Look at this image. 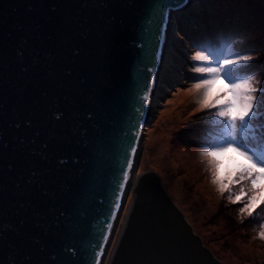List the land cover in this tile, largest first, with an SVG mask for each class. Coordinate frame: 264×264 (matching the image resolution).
<instances>
[{
	"label": "water",
	"instance_id": "95a60500",
	"mask_svg": "<svg viewBox=\"0 0 264 264\" xmlns=\"http://www.w3.org/2000/svg\"><path fill=\"white\" fill-rule=\"evenodd\" d=\"M201 1L0 0V264H102L170 25ZM136 198L113 264H223L156 171Z\"/></svg>",
	"mask_w": 264,
	"mask_h": 264
},
{
	"label": "rangeland",
	"instance_id": "374dc122",
	"mask_svg": "<svg viewBox=\"0 0 264 264\" xmlns=\"http://www.w3.org/2000/svg\"><path fill=\"white\" fill-rule=\"evenodd\" d=\"M245 1L205 0L176 16L160 82L164 87L152 104L137 168L141 174L160 175L168 195L223 264H264V239L257 235L264 221V203L251 215L240 213L246 201L231 202L229 192L220 193L212 182L198 143L208 131L202 121L212 110L200 109L191 90L196 75L192 55L204 52L214 61L251 55L257 79L264 80V44L259 45L264 40V12H256ZM223 13L233 16L223 17ZM220 86L217 80L214 87ZM229 156L234 154H223L222 161L231 167L235 160ZM232 191H239V186L233 185Z\"/></svg>",
	"mask_w": 264,
	"mask_h": 264
},
{
	"label": "snow or ice",
	"instance_id": "6c2138e0",
	"mask_svg": "<svg viewBox=\"0 0 264 264\" xmlns=\"http://www.w3.org/2000/svg\"><path fill=\"white\" fill-rule=\"evenodd\" d=\"M192 63L196 75L191 90L198 97L200 109L212 110L202 121L208 131L198 141L200 155L218 191L227 190L233 203L245 200L239 212L251 215L264 203V80L257 79L251 55L214 61L211 54L198 51L193 53ZM217 80L220 87H214ZM143 98H149L147 91ZM131 151L135 153L136 148ZM225 153L234 154L229 156V160H235L231 167L223 164ZM127 166L132 167L131 160ZM128 176L124 172L125 180ZM233 185H238L239 191L233 193ZM257 235L264 239V221Z\"/></svg>",
	"mask_w": 264,
	"mask_h": 264
},
{
	"label": "bare ground",
	"instance_id": "6f19581e",
	"mask_svg": "<svg viewBox=\"0 0 264 264\" xmlns=\"http://www.w3.org/2000/svg\"><path fill=\"white\" fill-rule=\"evenodd\" d=\"M203 2H205V0L201 1L200 4H202ZM194 7L197 8V5H194ZM171 34H172V25H170V31L168 32L166 43L164 45V52H163L161 66H160L159 73H158V78H157L158 80H157L155 91H154L153 103L154 101H156V97H157L156 94L159 91V88L164 87V85H161L160 82L163 76V72H162L163 66L168 60V56L170 55L169 49L173 43ZM140 154H141V147L139 149L137 160L134 164L132 174L130 176V179L127 185V190H126L124 199L122 201L117 219L115 221L111 236L109 238L105 253L103 255L102 264L106 263L105 261H107L108 257H109V260L107 264H113L114 258L116 257V254H117L118 246L121 242V239L124 237L127 226L130 222L134 208L136 206L137 193H138L141 181L143 179V174L137 172L138 160H139ZM117 264H121V263L118 262Z\"/></svg>",
	"mask_w": 264,
	"mask_h": 264
},
{
	"label": "trees",
	"instance_id": "16d2710c",
	"mask_svg": "<svg viewBox=\"0 0 264 264\" xmlns=\"http://www.w3.org/2000/svg\"><path fill=\"white\" fill-rule=\"evenodd\" d=\"M245 2L248 3L249 6L253 7L254 10H255L256 12H257L258 10H259V11H262V10H263V12H264V6H258V4H256V3H258L257 0H246ZM262 2H264V1L261 0V3H260L261 5L264 4V3H262ZM222 16H223V17H227V16H233V15H232V13H223ZM259 18H260V17H259ZM225 20H226V19H225ZM243 31H244V29H243ZM216 40H217V39H216ZM261 44H264V40H263L262 42L259 43V45H261Z\"/></svg>",
	"mask_w": 264,
	"mask_h": 264
}]
</instances>
